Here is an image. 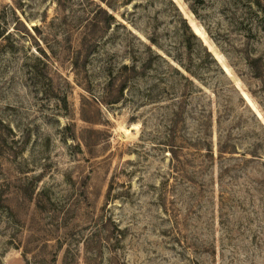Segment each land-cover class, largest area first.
<instances>
[{
	"label": "rangeland",
	"instance_id": "374dc122",
	"mask_svg": "<svg viewBox=\"0 0 264 264\" xmlns=\"http://www.w3.org/2000/svg\"><path fill=\"white\" fill-rule=\"evenodd\" d=\"M30 262L264 264V0H0V264Z\"/></svg>",
	"mask_w": 264,
	"mask_h": 264
},
{
	"label": "trees",
	"instance_id": "16d2710c",
	"mask_svg": "<svg viewBox=\"0 0 264 264\" xmlns=\"http://www.w3.org/2000/svg\"><path fill=\"white\" fill-rule=\"evenodd\" d=\"M103 1V0H102ZM114 19V18H113ZM56 259V258H54ZM27 264H38V263H35V262H30V263H27Z\"/></svg>",
	"mask_w": 264,
	"mask_h": 264
}]
</instances>
